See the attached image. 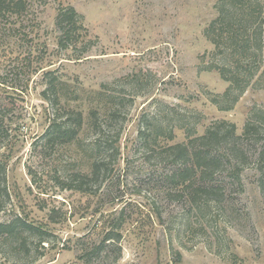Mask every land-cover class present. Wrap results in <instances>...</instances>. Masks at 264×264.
<instances>
[{
  "label": "rangeland",
  "instance_id": "obj_1",
  "mask_svg": "<svg viewBox=\"0 0 264 264\" xmlns=\"http://www.w3.org/2000/svg\"><path fill=\"white\" fill-rule=\"evenodd\" d=\"M24 1L25 11L0 18V94L11 97L14 107L0 128V159L10 157V198H0V222L22 217L42 226L49 242L32 239L27 251H16L0 240V264H264L258 144L246 146L242 187L226 184L225 203L211 202L201 214L175 196L165 179L172 167L162 163L160 149L139 140L152 123L174 131L161 146L185 142L194 128L203 135L218 121L235 125L242 136L251 116L264 109V49L259 71L257 59L233 110L212 103L229 88L216 67L227 64L230 54L205 35L221 0ZM67 7L82 16L93 41L80 60L82 49L58 46L56 18ZM50 72L68 85L65 106L87 111L103 98L121 109L120 157L94 196L61 189L55 181L56 174L87 171L90 162L74 147H43L53 119L43 98ZM90 133L83 137L93 139ZM112 219L123 220L121 251L107 245L87 257Z\"/></svg>",
  "mask_w": 264,
  "mask_h": 264
},
{
  "label": "trees",
  "instance_id": "obj_2",
  "mask_svg": "<svg viewBox=\"0 0 264 264\" xmlns=\"http://www.w3.org/2000/svg\"><path fill=\"white\" fill-rule=\"evenodd\" d=\"M219 16L206 30V37L217 50L230 54V59L222 67H216L221 78L229 83L224 94L217 96L212 103L221 111L233 110L241 95L253 78L249 68L262 62L264 49V3L258 0H221ZM25 11L24 0H0V18L6 14H19ZM58 46L61 50L82 49V59L91 50L93 41L88 38L82 16L73 8H61L56 18ZM89 43V45H87ZM83 45V48L79 47ZM82 57V58H81ZM264 81V72L261 73ZM47 84L43 98L53 111V119L48 130L42 136L43 147L70 146L84 152L89 159L87 171L78 170L62 177L55 175V181L61 189L86 195H96L111 171V165L120 157L119 141L122 134L116 129L121 109L110 99H102V105L90 106L87 111L65 106L68 87L66 82L50 72L44 76ZM11 97L0 94V128L4 131V120L14 107ZM150 124V123H148ZM87 131L93 139L83 137ZM0 131V135H1ZM3 134V133H2ZM174 131L166 133L160 123H152L140 133L139 140L145 147L155 145L158 153L169 169L166 181L176 189L175 196L194 206L200 212L208 213L211 202L225 203L227 185L242 187L241 175L248 165L246 146L256 143L260 147L256 152L255 164L261 174L260 187L264 193V109L254 113L244 127L242 136L236 133V127L226 121L210 125L203 135L196 129L187 134L185 142L170 146H161L162 139L173 140ZM158 146V147H157ZM9 156L0 159V198H10L7 186V162ZM32 175L33 172L30 171ZM64 178V179H63ZM227 184V185H226ZM0 202V212L4 207ZM123 220L116 223L111 220V230L106 233L100 244L85 254L87 257L101 253L107 245L121 251ZM48 233L40 225L15 217L7 223L0 222V240L10 244L14 250H25L30 240H38V245L48 243ZM43 248H45L43 246ZM84 257L86 258V256Z\"/></svg>",
  "mask_w": 264,
  "mask_h": 264
}]
</instances>
